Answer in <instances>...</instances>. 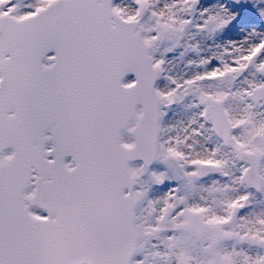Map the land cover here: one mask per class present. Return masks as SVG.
Returning <instances> with one entry per match:
<instances>
[{"label":"snow or ice","instance_id":"1","mask_svg":"<svg viewBox=\"0 0 264 264\" xmlns=\"http://www.w3.org/2000/svg\"><path fill=\"white\" fill-rule=\"evenodd\" d=\"M0 264H264V0H0Z\"/></svg>","mask_w":264,"mask_h":264}]
</instances>
